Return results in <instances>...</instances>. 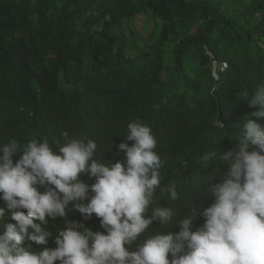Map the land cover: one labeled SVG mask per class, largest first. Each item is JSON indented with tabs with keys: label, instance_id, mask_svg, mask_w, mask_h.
Here are the masks:
<instances>
[{
	"label": "trees",
	"instance_id": "trees-1",
	"mask_svg": "<svg viewBox=\"0 0 264 264\" xmlns=\"http://www.w3.org/2000/svg\"><path fill=\"white\" fill-rule=\"evenodd\" d=\"M146 17L152 27L143 35L135 21ZM259 84L264 0H0V143L35 138L56 148L92 139L95 159L123 162L127 124L142 121L158 141L162 185L174 183L179 195L171 201L157 190L151 207H173V223L193 200V229L202 225L199 212L213 202L202 193L228 169L202 157L216 147L238 150L243 118L256 110L244 93ZM250 118L264 125V117ZM0 207V223H15L14 210L2 200ZM68 218L104 231L95 214L84 219L74 209ZM47 219L54 234L63 226ZM168 227L154 221L149 232ZM46 246L56 245L50 238Z\"/></svg>",
	"mask_w": 264,
	"mask_h": 264
},
{
	"label": "clouds",
	"instance_id": "clouds-1",
	"mask_svg": "<svg viewBox=\"0 0 264 264\" xmlns=\"http://www.w3.org/2000/svg\"><path fill=\"white\" fill-rule=\"evenodd\" d=\"M243 98L256 110L243 118L238 150L216 147L202 157L228 169L221 182L208 181L202 194L213 202L199 212L203 223L195 229L193 200L192 211L175 223L173 207H151L157 190L171 201L179 195L174 183L162 185L158 141L142 121L127 124L125 139L132 143L118 146L123 162L95 159L92 139L72 138L56 148L35 138L0 143V200L15 221L0 223V264H264V125L250 118L264 117V84ZM81 173L94 182L81 180ZM74 209L84 219L95 214L104 231L69 219ZM5 215L0 207V222ZM46 217L63 226L54 234ZM154 221L170 227L149 232ZM50 238L55 247L46 246Z\"/></svg>",
	"mask_w": 264,
	"mask_h": 264
},
{
	"label": "rangeland",
	"instance_id": "rangeland-1",
	"mask_svg": "<svg viewBox=\"0 0 264 264\" xmlns=\"http://www.w3.org/2000/svg\"><path fill=\"white\" fill-rule=\"evenodd\" d=\"M135 27L140 31L141 34L147 35V32H149V30L152 27L151 19L146 17V18H143L142 20H137L135 21ZM123 32L128 34L129 32L128 28H125Z\"/></svg>",
	"mask_w": 264,
	"mask_h": 264
}]
</instances>
